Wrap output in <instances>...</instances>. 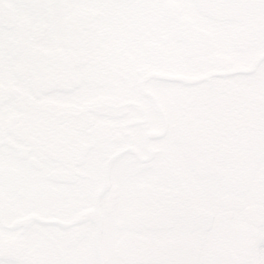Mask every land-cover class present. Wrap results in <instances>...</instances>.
Returning a JSON list of instances; mask_svg holds the SVG:
<instances>
[{
  "label": "snow or ice",
  "instance_id": "6c2138e0",
  "mask_svg": "<svg viewBox=\"0 0 264 264\" xmlns=\"http://www.w3.org/2000/svg\"><path fill=\"white\" fill-rule=\"evenodd\" d=\"M0 264H264V0H0Z\"/></svg>",
  "mask_w": 264,
  "mask_h": 264
}]
</instances>
